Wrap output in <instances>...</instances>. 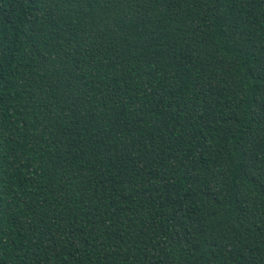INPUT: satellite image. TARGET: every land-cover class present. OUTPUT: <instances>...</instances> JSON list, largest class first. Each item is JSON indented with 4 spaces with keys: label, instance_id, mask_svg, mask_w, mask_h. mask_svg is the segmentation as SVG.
<instances>
[{
    "label": "trees",
    "instance_id": "obj_1",
    "mask_svg": "<svg viewBox=\"0 0 264 264\" xmlns=\"http://www.w3.org/2000/svg\"><path fill=\"white\" fill-rule=\"evenodd\" d=\"M0 264H264V0H0Z\"/></svg>",
    "mask_w": 264,
    "mask_h": 264
}]
</instances>
